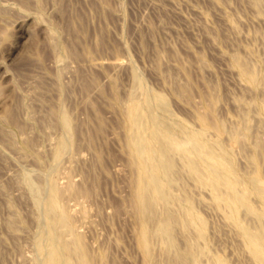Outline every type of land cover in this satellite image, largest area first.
<instances>
[{"label":"rangeland","instance_id":"374dc122","mask_svg":"<svg viewBox=\"0 0 264 264\" xmlns=\"http://www.w3.org/2000/svg\"><path fill=\"white\" fill-rule=\"evenodd\" d=\"M51 247L264 264V0H0V264Z\"/></svg>","mask_w":264,"mask_h":264},{"label":"bare ground","instance_id":"6f19581e","mask_svg":"<svg viewBox=\"0 0 264 264\" xmlns=\"http://www.w3.org/2000/svg\"><path fill=\"white\" fill-rule=\"evenodd\" d=\"M137 110V108L136 107H134V108H131V110H130V115H132L135 111ZM136 116V115H135ZM145 118V117H144ZM149 118V117H148ZM142 119V118H141ZM133 120V119H132ZM136 120V124H137V130H138V132H141L140 134H142V138L140 137V135H138L139 137H140V140L141 139H143V133L145 134V132H143L142 133V131H144V128H145V122L144 121H142V122H140L141 120H138L137 121V119H135ZM142 120H145V119H142ZM149 120V119H148ZM149 122H150V120H149ZM136 124L134 125V123L132 124V127H133V125H134V127H136ZM151 124L153 125V127L151 126V128H154L155 129V125H157V120L156 119H152L151 120ZM150 124V125H151ZM206 125V124H205ZM157 127V126H156ZM167 127V126H166ZM158 128V127H157ZM169 128V127H168ZM153 129V130H154ZM160 129V128H159ZM167 129V128H166ZM170 129V128H169ZM142 130V131H141ZM161 131V130H160ZM160 131H158V133H160ZM137 133V132H136ZM153 133V132H152ZM151 133V134H152ZM155 133V132H154ZM158 133L156 134L157 135V137H156V135H154V134H152V135H154L155 137H152V136H149V138L147 139V142H146V144L149 146L150 145V150L153 148L152 146H154V145H158V141H160L161 139L159 138V140L157 139L158 137H159V135H158ZM189 133V132H188ZM191 133V132H190ZM137 134H139V133H137ZM148 134H149V132H148ZM161 134V133H160ZM160 136H162V138H163V140H165V141H167L166 143H172L174 146H176V147H179V145L178 144H176L175 143V140H174V138H173V134H171V132L170 131H168V129L166 130V132H163V135H160ZM131 137V136H130ZM135 137V136H134ZM131 138H133V137H131ZM136 138H138L137 137V135H136ZM135 139V138H134ZM130 139L131 141V146H132V148H133V150H137L138 152H137V154L138 155H140L141 153H143V150H141V149H143L142 147H143V143H142V140L140 141L139 139ZM197 139L196 138H194V137H192V135L190 134V136H187V138H186V141L184 142V143H182V145L180 146V147H182L184 150H186V151H188V152H191V151H193L194 149H195V145H197V141H196ZM176 142H177V140H176ZM64 143V142H63ZM62 143V144H63ZM162 142H160L159 144H161ZM147 145H146V147H147ZM156 145V146H157ZM163 145V144H162ZM155 146V147H156ZM61 147H64V145H62ZM152 147V148H151ZM159 148H161L160 147V145H159V147H157V149H159ZM148 149V148H147ZM154 149V148H153ZM151 150V151H154L155 152V150ZM162 149V148H161ZM202 149V148H201ZM141 150V151H140ZM161 152H162V154H161ZM160 152V149H159V153H158V155L160 154V156H162V157H164V155H163V151H161ZM135 153H136V151H135ZM149 154V153H148ZM142 155V154H141ZM155 155V154H154ZM157 155V156H158ZM156 156V155H155ZM155 156H152V153H151V156L150 157H154L155 158ZM159 156V157H160ZM162 157H160L161 159H162ZM153 158V159H154ZM160 158H159V162L157 161L158 160V158H157V164H159L158 166L160 167V165H161V167L162 166H167V162L165 163V160H164V158L162 159L163 160V162L164 163H162L161 164V162H162V160H160ZM151 158H149V160H150ZM153 159H151L152 161H154ZM161 161V162H160ZM153 163V162H152ZM154 163H155V161H154ZM156 164V163H155ZM163 164H165V165H163ZM154 165V164H153ZM158 167V168H159ZM156 167H154L153 168V170L155 169ZM160 169V168H159ZM156 170V169H155ZM152 173V172H151ZM144 174H145V172H144ZM155 174V173H154ZM153 174V175H154ZM162 174V173H161ZM152 175V174H151ZM153 175H152V178H153V182H152V180H150L151 181V183H146V184H144L145 182L143 181L144 180V177H143V175H142V178H143V180H141V184H143L144 186L145 185H149V184H152V186H153V183H155V182H157V184H158V180L155 178V177H153ZM154 176H157L156 174L154 175ZM162 176V175H161ZM158 177V176H157ZM164 177V176H163ZM139 178V177H138ZM138 181H139V179H138ZM54 182V181H53ZM144 182V183H143ZM140 183V182H139ZM139 183L137 184L139 187H140V189L138 190V188H137V192L135 193V194H137V198H135V199H137V207L139 208V210H140V215H142L141 213H144V211H143V205H144V202L146 201V199H145V196H144V194L141 192L142 190H141V187H144V186H140L139 185ZM156 184V183H155ZM154 184V185H155ZM157 184H156V186L155 187H159L160 185H158L157 186ZM54 185V184H53ZM150 186V185H149ZM148 186V188H151V186L149 187ZM161 187V186H160ZM147 188V187H146ZM153 188H154V186H153ZM53 189V188H52ZM152 189V188H151ZM155 189V188H154ZM162 189V188H161ZM54 190V189H53ZM52 190V191H53ZM160 190V189H159ZM55 191V190H54ZM54 191H53V195H52V197H51V202L50 203H52L53 204V206H52V208H56V209H60L58 206L59 205H57L58 203L56 202V199H55V196H54ZM155 191H157V189L155 190ZM162 191V190H161ZM144 193H146V189H145V192ZM157 193H160L159 191L157 192ZM52 194V193H51ZM147 197V196H146ZM135 201V200H134ZM52 204H50V205H52ZM136 205V204H135ZM234 208H236V206L234 205L233 206ZM144 208H145V205H144ZM233 208V209H234ZM138 211V210H137ZM145 234V233H144ZM143 235V234H142ZM144 237H145V235H143ZM142 239V240H141ZM146 239V238H145ZM143 237L142 238H140V241L141 242H143L144 240H145ZM143 243H145V241L143 242ZM258 244V243H257ZM52 249H54L55 247H51ZM51 249V250H52ZM56 250L58 249V246H56V248H55ZM55 249L54 250H52L51 252H49V255H48V263L47 264H61V256L60 255H58L56 252H55ZM59 249L61 250V247L59 246ZM57 250V252L59 251L60 252V254H61V251L60 250ZM49 250H50V248H49ZM48 250V251H49Z\"/></svg>","mask_w":264,"mask_h":264}]
</instances>
